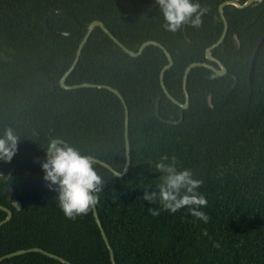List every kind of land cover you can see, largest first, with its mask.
I'll list each match as a JSON object with an SVG mask.
<instances>
[{"label": "trees", "instance_id": "16d2710c", "mask_svg": "<svg viewBox=\"0 0 264 264\" xmlns=\"http://www.w3.org/2000/svg\"><path fill=\"white\" fill-rule=\"evenodd\" d=\"M226 1L200 0L209 9L202 25L187 24L171 32L163 27L156 0H0V135L11 127L20 139L12 160H0L11 172L8 182L0 178V205L13 211L12 219L0 227V257L41 247L72 264H114L94 211L66 218L55 199L57 191L45 184L42 163L49 144L63 140L123 172L125 108L106 88L67 91L61 82L89 25L100 21L132 52L149 41L164 45L175 60L166 73V86L185 105L187 69L194 63L219 68L206 53L225 32L219 7ZM225 12L229 33L212 55L229 74L213 79V70L193 69L190 109L180 125L171 123L181 120L183 110L164 91L162 72L170 60L159 46L131 57L97 27L67 80L69 86L113 88L130 112L128 172L118 177L95 162L104 180L96 207L117 264H264V46L252 86L250 82L264 36V1L245 9L230 5ZM46 21L72 36L53 34ZM164 155L176 157L178 168H190L203 180L199 191L208 204L201 210L209 216L208 223L191 216L187 207L174 214H149L148 207L160 205L142 199L141 183L155 187L160 174L154 164ZM17 201L20 211L14 206ZM7 215L0 210V222ZM214 241L220 247H213ZM0 264L65 262L30 251Z\"/></svg>", "mask_w": 264, "mask_h": 264}, {"label": "clouds", "instance_id": "9594fccd", "mask_svg": "<svg viewBox=\"0 0 264 264\" xmlns=\"http://www.w3.org/2000/svg\"><path fill=\"white\" fill-rule=\"evenodd\" d=\"M156 4L163 16L164 29L171 32L179 31L185 24L199 28L209 10L201 5L200 0H156ZM19 141L15 130L7 128L0 135V160L11 161L18 151ZM45 151L47 159L42 163L44 180L55 186L58 207L71 220L87 216L99 203L98 194L104 187L95 161L68 143H51ZM177 165L176 157L164 155L154 164L155 172L160 174L153 182L155 187L151 183H141L145 188L142 199L160 205V208L148 207L149 214L156 217L161 210L174 214L187 207L191 216L208 223L209 216L201 210L208 204L205 195L199 191L203 180L197 178L190 168H178ZM213 247H220L219 242L214 241Z\"/></svg>", "mask_w": 264, "mask_h": 264}, {"label": "water", "instance_id": "95a60500", "mask_svg": "<svg viewBox=\"0 0 264 264\" xmlns=\"http://www.w3.org/2000/svg\"><path fill=\"white\" fill-rule=\"evenodd\" d=\"M263 1L264 0H247L245 4H242L240 0H228V1H226V3L222 4L219 7L220 16H221L222 20H224V22H225V32H224V34H222V36L219 39V41L216 44H214L211 48H209L207 50L206 58L209 61L217 62L220 65L221 69L220 70L219 69H216L215 67L209 65L208 63H194V64H192L187 69L186 75H185V84H184V86H185V94H186V97H187V103L185 105H182L179 102H177L170 95V93L168 91V88L166 86V83H165L166 73L168 72V70H170V69H172L174 67L175 60H174L172 54L170 53V51L164 45H162L161 43L156 42V41H149V42L144 43L140 47V49H139L138 52H132L127 47H125L106 28V26L102 22H100V21H94V22H92L89 25L88 30H87V33H86L84 39L82 40V42H81V44L79 46V49L77 51L76 59H75L73 65L71 66L70 71L63 78V80L61 82V85L67 91L79 90V88H99V90H101V88H106V90H109L110 92L114 93L121 100V102H122V104H123V106L125 108L126 121H127V122H125L126 127H127V133H126L127 162H126V166H125L124 171L123 172H120V171L116 170L115 168H113L111 165H109L107 162H105V161H103L101 159H98V158H95V157H92V156H89V157L91 159H93L95 162H98V163H100V164L108 167L110 170L114 171L115 174L118 175V177H123V175L128 172L129 167H130V161H131V157H130V149H131V146H130V141H129L130 112H128V107H127V104H126L125 100L123 99V97L117 91L113 90V88L108 87V86L95 85V84H81V85L69 86L67 84V80H68L70 74L74 71V69L76 68V66H77V64H78V62L80 60V57H81L83 48L88 43L91 35L93 34L94 30L97 27L102 28L109 35V37H111V39L119 47H121L127 54L131 55V57H139V56H141L144 53V51H146L145 49H147L148 47H150L152 45L159 46V47H161L162 49L165 50V52L167 53V55L169 57L170 63H169V65L162 72V84H163V88H164V91L167 94V96L171 100H173L175 104L179 105L182 108V110H183V114H182L181 120L180 121H173V122H171L174 125H180L184 121V112L190 109L191 98H190V94L188 92V80H189V76H190L191 72L193 71V69L196 68V67H207V68H210L214 72V74L212 75V78L213 79L220 78V77H224L228 73V68L224 64H222L221 61L216 60L212 56V50H214L215 48H217L218 46H220L222 43H224V41L227 38L228 33H229L230 24H229L228 18L226 17V12H225L226 7H228L230 5H233V6L237 7V8L245 9V8L250 7V6L260 5L261 3H263ZM57 13H61V11H56L55 14H57ZM62 13H65L66 15H68V16H70V17H72L74 19V15L72 13H69V12H62ZM45 25H46V28L48 29V31L52 32L53 34L60 35V36H72V33L71 32H62V31L55 30L50 25V23H48V21H46ZM185 25H187V24H185ZM235 38L237 40V43H238L239 47H241L242 46V43H241V40L238 37V35H236ZM263 46H264V36L262 37L261 41L259 42V44H258V46L256 48V53H255V56H254V59H253V63H252V67H251V74H250L251 86L254 83V75H255L256 63H257V59H258V57H259V55L261 53V50H262ZM160 102H161V100H159L158 106H157V115L159 117H161V115H160ZM209 106L211 108H213V105H212V97L209 98ZM53 143H64V141L63 140H54ZM35 161H36V163H38L40 161V159H36ZM10 177H11V172L9 171V169L4 164H1L0 163V178H2L5 182H8L10 180ZM44 181H45V184L47 185V187H50L52 190L57 191L56 188L50 184V182H48L46 180H44ZM14 206L16 207V209L18 211H20L22 209V204L19 201L15 202L14 203ZM0 210L5 211L8 214L7 215V218L4 221L0 222V227H2L4 224L8 223L12 219V217H13V211L11 209H9L7 207H4V206H1V205H0ZM93 211H94L95 220H96L98 226L101 228L102 233H103V236H104V238H105V240H106L109 248L112 251V258H113L114 264H117V262H116V255L114 253L113 247L111 246V243H110L109 237H108V235L106 233V230L104 229L103 223H102V221H100V218H99V215H98V211H97V207L96 206L93 209ZM30 251H38V252H41V253L46 254L48 256H52V257H54V258H56V259H58V260H60L62 262H65V264H72L71 261L66 260L65 258H63V257H61V256H59V255H57V254H55L53 252L44 250L41 247H31V248L21 249V250H17V251L8 253V254L0 257V262L3 259H5V258L14 257L16 255H21V254H24V253L30 252Z\"/></svg>", "mask_w": 264, "mask_h": 264}, {"label": "flooded vegetation", "instance_id": "af4514ba", "mask_svg": "<svg viewBox=\"0 0 264 264\" xmlns=\"http://www.w3.org/2000/svg\"><path fill=\"white\" fill-rule=\"evenodd\" d=\"M226 17H227V15H226ZM212 56H213V55H212ZM213 57H214V56H213ZM214 58H215V57H214ZM215 59H216V60H218V61H220V60H219V59H217V58H215ZM211 63H216V64H218L217 62H214V61H213V62L211 61ZM222 64H224V63H222ZM209 65H211V66L215 67L216 69H219V70L221 69V67H220V65H219V64H218L219 68H217V67H216V66H214L213 64H209ZM224 65H225V64H224ZM225 66H226V65H225ZM209 69H210V68H209ZM228 74H229V70H228V73H227V75H228ZM227 75H226V76H227ZM224 77H225V76H224Z\"/></svg>", "mask_w": 264, "mask_h": 264}]
</instances>
